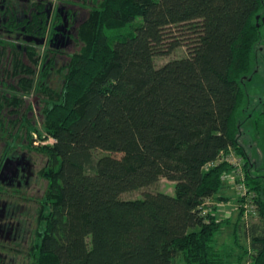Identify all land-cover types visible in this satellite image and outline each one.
Listing matches in <instances>:
<instances>
[{"label": "trees", "instance_id": "obj_1", "mask_svg": "<svg viewBox=\"0 0 264 264\" xmlns=\"http://www.w3.org/2000/svg\"><path fill=\"white\" fill-rule=\"evenodd\" d=\"M138 19L135 32L112 42L108 32ZM80 39L83 47L57 68L49 52L41 60L39 48L0 37V58H11L4 77L16 82L0 75V167L17 139L32 148L39 130L21 114L26 97H47L40 126L53 143L38 152L49 162V211L34 263L233 264L214 245L231 218L219 220L217 206L207 217L199 211L206 199L226 200L222 176L232 167L206 166L233 149L260 218L245 224L239 212L235 240H249L253 264H264V176L254 175L260 170L240 142L250 126L246 83L264 59V0H102ZM180 48L185 57L156 65ZM59 70L54 91L47 78ZM161 179L175 184L174 195L123 198Z\"/></svg>", "mask_w": 264, "mask_h": 264}, {"label": "flooded vegetation", "instance_id": "obj_2", "mask_svg": "<svg viewBox=\"0 0 264 264\" xmlns=\"http://www.w3.org/2000/svg\"><path fill=\"white\" fill-rule=\"evenodd\" d=\"M101 1L0 0V37L22 48H45L58 65L59 58L64 57L66 50H74L78 44L79 50L83 47L84 43L80 39L82 29ZM40 41H43L41 45L38 44ZM27 150H16L12 154L10 158L16 164L12 163L0 180V264H7L8 260L4 262L6 259H16V255L23 251L22 245L31 248L30 252H26V258L30 256L32 260L37 259L38 238L37 241L31 240L34 232L27 226V218H30L29 213L33 210L28 211L35 202L36 208L42 212L46 202L33 198L37 191L35 180L38 181L40 176L39 171L36 174L37 165ZM40 172L44 173V169ZM37 233L40 235L39 231ZM3 250L13 254L3 253ZM10 264H15V261L11 260ZM32 264H35L34 261Z\"/></svg>", "mask_w": 264, "mask_h": 264}, {"label": "rangeland", "instance_id": "obj_3", "mask_svg": "<svg viewBox=\"0 0 264 264\" xmlns=\"http://www.w3.org/2000/svg\"><path fill=\"white\" fill-rule=\"evenodd\" d=\"M140 21H141L140 19L136 20L135 23L133 24V26H130L128 28H121L118 31H110V32H108V36L111 38L112 42L114 43V41L119 40L120 38H123L124 36H128L129 34H132L133 32H135L134 28L137 26V24H139ZM79 48H80V46L78 44L77 48H75L74 50H68V51L66 50V52L63 54L64 57L59 58L57 68L63 67L69 61L70 56L73 53L78 52ZM9 52L10 51H8L5 56L0 58V75H1V77L3 76V78L6 79L7 82L14 84V83H16L15 80H11L10 78L7 79L4 77V75H6L5 69L6 70L11 69V58H10ZM38 52L42 56L41 60H43L46 49L45 48H39ZM186 55H187L186 49L180 48L168 57L166 56V57L156 58V65L161 66L170 60L182 58V57H185ZM22 58H23L22 61L24 63H28V59L25 56H23ZM38 68H39V71H37V73L39 72V74H40V70L42 68V63H40L38 65ZM258 71H259L258 75L255 76V78L253 80L250 79L249 82L246 83V88L250 91V101H251V107H250V110L248 112V115L250 117V121L248 123L250 124V126H248V125H247V127L244 126V128H243L244 134H242L240 142H241V145L246 149L250 158L252 160H254L253 162L256 164V168L258 170H260V171H257V170L253 171L254 175L260 174V175L264 176V116L262 117V119L259 118V114L261 112H264V106H263V101H264V59L263 58H260V60H259ZM64 75H65V73H64ZM63 79H64V76L61 73V70H59L58 72L52 71L51 74L49 75V77L47 78V82H48L47 85L52 90L58 91L61 88ZM45 98H47V97L44 94H40L38 92H32L30 96L26 97V101H28V105L30 106V108L26 109L24 107L25 110L23 109L21 111V114H26L27 117L31 121L36 122L38 125V129H39L38 132L32 133L33 145H32L31 150H30L29 146H27L28 144L26 142V137H22L21 139H17L13 143V147H16L17 151L24 150L25 148H27L29 151L27 150L26 152L29 153L32 160L36 163V165H37L35 168L36 174L39 171L40 178L38 179V181H37V179L35 180V182L37 183V191L33 195V198L37 197V199L43 200V201H45V197H46L45 192L47 191L49 181H48V179H46L44 177L43 173L41 174L40 171H42L43 169L45 170L48 167L49 162H48L47 157L38 151H39V148H41L43 145L52 143L51 140H48V141H46V139L43 140V138L47 137V134H46L44 128H42L40 126L41 122H42V116L40 113L41 108L43 106L42 100H44ZM255 121H257L258 124L254 130L253 128L255 126ZM4 146H5V140L0 137V153H2V149L4 148ZM22 152H24V151H22ZM14 153H11L9 155V158ZM103 154L104 153H102V152H96L95 153L96 156H101ZM116 156L120 157V155H116ZM1 167H2V165H1ZM1 167H0V169H1ZM260 180H261V183L264 185V180L263 179H260ZM0 187H1V185H0ZM230 187H232L234 189V191H236L233 186H230ZM151 192L152 193H165L168 195H174L175 194V184L173 182L166 180V179H161L157 184L152 185L150 187H146V188H143V189L135 191V192L125 193L123 195V198L127 199V200H135V199L142 198L145 193H151ZM226 196H227L226 197L227 200L230 199L232 197V192H228L226 194ZM32 204H33L32 209L29 210V208H27V210H29L28 212L33 210L32 213H29L30 218L29 219L27 218V226L32 232H34L31 240L33 239L32 241H34V240L37 241V238H38V242H39L40 235L37 232L39 231L41 233V231H43L45 229L46 222H45V220L43 221V218H44L43 215L45 213H48L49 209L47 206H45L44 208H42L43 211L41 212V210L36 208L37 203L33 202ZM217 204L220 205V207H218L219 215L217 214V218L219 220L224 219V216L228 213L227 211H231V209H232L233 213H235V211H237L235 202H233L229 205H226L228 207L230 206V208L227 207L228 209H226V207H223L222 201H216L215 206ZM29 206L31 208V204H29ZM229 213H231V212H229ZM237 214L238 213L236 212V214H234L231 217V219L229 220L231 223H227V224L223 225L222 230L217 234V236L215 238V242H214L215 244L214 245L220 251L221 254L226 256L225 259H227L228 262H232L233 264H238L239 263L238 260L243 259L241 264H253V259H252L253 251L251 248V244L249 245L248 242H246V240L241 236H240V245H238L236 243V240H235L234 228L236 226V221L238 218ZM259 220H260V218L258 216L257 218H254L252 221L258 222ZM36 234H38L37 237H36ZM29 244L31 245L32 242L30 241ZM245 249H248V253H245ZM21 250H23L22 253L17 254L16 259H6L4 262H6L8 260L7 264H10V261L12 260V261H15V264H25V263L32 264L34 259L32 260L29 255H28L29 257L26 258V255H25L28 250L30 252L31 248L24 247V245H22ZM3 253L13 254V252H11L9 250L8 251L3 250ZM179 264H183V262H179Z\"/></svg>", "mask_w": 264, "mask_h": 264}, {"label": "built area", "instance_id": "obj_4", "mask_svg": "<svg viewBox=\"0 0 264 264\" xmlns=\"http://www.w3.org/2000/svg\"><path fill=\"white\" fill-rule=\"evenodd\" d=\"M53 143V140L50 139ZM227 163L232 167V170L225 173L222 176V180L225 184L233 186L237 193V210L243 214V223L249 224L254 218L258 217V209L255 204V194L250 192L246 183V173L244 169V159L238 155V153L230 149L228 153H221L216 162H213L206 166V169H211L215 165ZM214 206V202L210 199H206L199 206L200 215L207 217L209 215V209Z\"/></svg>", "mask_w": 264, "mask_h": 264}, {"label": "crops", "instance_id": "obj_5", "mask_svg": "<svg viewBox=\"0 0 264 264\" xmlns=\"http://www.w3.org/2000/svg\"><path fill=\"white\" fill-rule=\"evenodd\" d=\"M228 192H232V197L230 198V199H226V194L228 193ZM224 197H225V199L226 200H224V201H222V205H223V207H226V209H228V208H230V206L228 207V206H226V205H229V204H231V203H233V202H235V204H236V210H237V193H236V191H234V189L232 188V187H230L229 185H227L226 184V190L224 191ZM214 206H215V202H214ZM217 207H220V205H216ZM233 206V205H232ZM222 207V208H223ZM228 207V208H227ZM228 213L224 216V218H228V217H232L234 214H236V212L238 213L237 215H238V217H239V211L237 210V211H235V213H233L232 212V209H231V211H227ZM229 212H231V213H229ZM217 214L219 215V210H217V213H216V216H217ZM237 220H238V218H237ZM244 238V237H243ZM245 239V238H244ZM246 242H248V244L250 245V242H249V240L248 241H246Z\"/></svg>", "mask_w": 264, "mask_h": 264}, {"label": "water", "instance_id": "obj_6", "mask_svg": "<svg viewBox=\"0 0 264 264\" xmlns=\"http://www.w3.org/2000/svg\"><path fill=\"white\" fill-rule=\"evenodd\" d=\"M42 43H43V41L38 42V44H40V45H41ZM12 163H13V164L15 163V161H14L13 158H7V159L5 160L4 165H3V169H2V171H1V173H0V180H1L2 176L6 173V169H7ZM15 164H16V163H15Z\"/></svg>", "mask_w": 264, "mask_h": 264}]
</instances>
